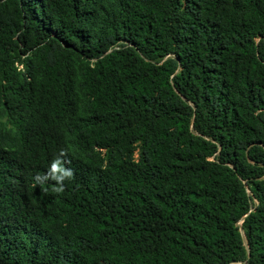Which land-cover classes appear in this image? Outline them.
I'll return each instance as SVG.
<instances>
[{
    "label": "trees",
    "instance_id": "1",
    "mask_svg": "<svg viewBox=\"0 0 264 264\" xmlns=\"http://www.w3.org/2000/svg\"><path fill=\"white\" fill-rule=\"evenodd\" d=\"M0 264H264V0H0Z\"/></svg>",
    "mask_w": 264,
    "mask_h": 264
},
{
    "label": "clouds",
    "instance_id": "2",
    "mask_svg": "<svg viewBox=\"0 0 264 264\" xmlns=\"http://www.w3.org/2000/svg\"><path fill=\"white\" fill-rule=\"evenodd\" d=\"M54 168L60 173L59 175L55 176L54 179L57 181V184L60 185L58 187H55L53 190L60 193L64 191L63 188V181L64 179L68 178L70 179L73 175L71 169H64L62 167H59V161L56 162L54 165ZM40 182V181H38Z\"/></svg>",
    "mask_w": 264,
    "mask_h": 264
},
{
    "label": "rangeland",
    "instance_id": "3",
    "mask_svg": "<svg viewBox=\"0 0 264 264\" xmlns=\"http://www.w3.org/2000/svg\"><path fill=\"white\" fill-rule=\"evenodd\" d=\"M136 156V155H135Z\"/></svg>",
    "mask_w": 264,
    "mask_h": 264
}]
</instances>
